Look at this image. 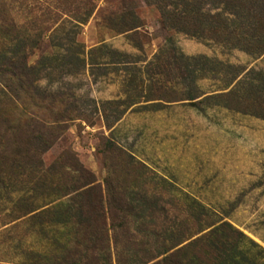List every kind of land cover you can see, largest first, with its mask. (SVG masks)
<instances>
[{"label":"rangeland","instance_id":"obj_1","mask_svg":"<svg viewBox=\"0 0 264 264\" xmlns=\"http://www.w3.org/2000/svg\"><path fill=\"white\" fill-rule=\"evenodd\" d=\"M67 1L0 0V263L264 264V0Z\"/></svg>","mask_w":264,"mask_h":264},{"label":"trees","instance_id":"obj_2","mask_svg":"<svg viewBox=\"0 0 264 264\" xmlns=\"http://www.w3.org/2000/svg\"><path fill=\"white\" fill-rule=\"evenodd\" d=\"M33 1V0H32ZM88 1H90L91 2V0H88ZM67 3L69 4L68 6L66 5V9H63V10H65V11H67V12H69L70 11V5H71V2H70V0H68L67 1ZM41 9H43V7H41ZM44 9L46 10V11H50L51 12V9L49 8V7H44ZM32 10H34V9H32ZM38 11L40 10V9H37ZM35 117H39V115H35ZM51 122H54V121H51ZM53 127H54V125H53ZM97 198H98V200L100 201L99 203V207L96 209V212H97V215L99 216V217H102V218H106V216H107V213H106V210L103 208V204H102V197H101V195H100V197H99V195L97 196ZM104 226H105V223H104ZM106 227V226H105ZM82 232V231H81ZM93 235L92 234H90L89 233V231H87V232H82V234H81V238H77V239H75V242H74V245L76 246V247H79V246H83L84 247V250L86 251H90V253H89V255H88V260H90V263H88V264H99L100 263V261L101 260H103V259H101V258H99L97 255H93L92 253H94V251H95V249H97V246H98V244L100 245V243H105V242H108V235H107V232H104V233H102V235L100 236V238L98 237V238H96V237H92ZM86 257V256H85ZM86 258V259H87ZM108 259V261H109V256H107V257H105V260H107ZM71 264H75V263H71Z\"/></svg>","mask_w":264,"mask_h":264},{"label":"crops","instance_id":"obj_3","mask_svg":"<svg viewBox=\"0 0 264 264\" xmlns=\"http://www.w3.org/2000/svg\"><path fill=\"white\" fill-rule=\"evenodd\" d=\"M0 264H2V263H0Z\"/></svg>","mask_w":264,"mask_h":264}]
</instances>
